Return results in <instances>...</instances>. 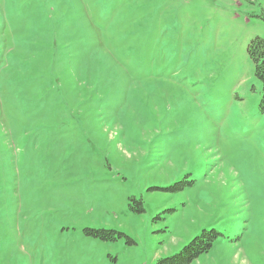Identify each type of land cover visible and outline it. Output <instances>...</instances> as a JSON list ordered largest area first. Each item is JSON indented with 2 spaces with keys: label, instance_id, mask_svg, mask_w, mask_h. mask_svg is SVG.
Here are the masks:
<instances>
[{
  "label": "rangeland",
  "instance_id": "obj_1",
  "mask_svg": "<svg viewBox=\"0 0 264 264\" xmlns=\"http://www.w3.org/2000/svg\"><path fill=\"white\" fill-rule=\"evenodd\" d=\"M258 36L264 0H0V264H181L212 230L186 264H264Z\"/></svg>",
  "mask_w": 264,
  "mask_h": 264
},
{
  "label": "trees",
  "instance_id": "obj_2",
  "mask_svg": "<svg viewBox=\"0 0 264 264\" xmlns=\"http://www.w3.org/2000/svg\"><path fill=\"white\" fill-rule=\"evenodd\" d=\"M247 54L254 64V75L260 82L261 98L259 101L260 110L264 111V38L258 36L252 39L246 46ZM93 235H101L100 231L91 232ZM215 232L202 231L200 236L191 239L177 254L183 258L182 263H189L201 252L207 251L211 246Z\"/></svg>",
  "mask_w": 264,
  "mask_h": 264
}]
</instances>
